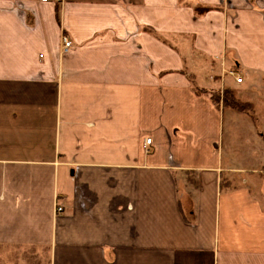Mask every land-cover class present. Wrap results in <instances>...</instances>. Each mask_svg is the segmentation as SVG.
Wrapping results in <instances>:
<instances>
[{
  "label": "crops",
  "instance_id": "crops-1",
  "mask_svg": "<svg viewBox=\"0 0 264 264\" xmlns=\"http://www.w3.org/2000/svg\"><path fill=\"white\" fill-rule=\"evenodd\" d=\"M255 90L264 0H0V264H264Z\"/></svg>",
  "mask_w": 264,
  "mask_h": 264
},
{
  "label": "rangeland",
  "instance_id": "rangeland-1",
  "mask_svg": "<svg viewBox=\"0 0 264 264\" xmlns=\"http://www.w3.org/2000/svg\"><path fill=\"white\" fill-rule=\"evenodd\" d=\"M240 75V74H238ZM237 76V74H236ZM214 93V92H212ZM217 92H215L216 94ZM224 91L221 93H218L220 95V99L222 101L223 96H224ZM264 94V92H260L259 90H255L251 93H244L242 96L243 101H249V102H254L253 104H255L254 106V112H255V117L254 119L251 118V116H249L246 113L245 116L247 117L245 119V121L243 122V124L240 125H235L234 128V138H233V146L235 148H237V158L238 161L244 165L250 163V162H258V161H263L264 162V152L262 151V148L264 146V141L260 140V137L256 138L253 137V133L254 131H256L257 133L263 132L264 131V96L262 95ZM216 97L218 95H215ZM238 98V97H237ZM230 99V97L228 96L226 100ZM240 99V98H239ZM247 99V100H245ZM233 101V99L231 100ZM242 114V113H239ZM242 114V115H243ZM253 123V125L249 124L248 122ZM227 136V135H226ZM264 136V135H263ZM227 139L228 136H227ZM228 142V141H227ZM259 143V154L260 156L258 157V159L253 160V159H249L250 158V150L252 149V146H256ZM31 256V264H48V258H45V254L41 255V256H32V252L30 254ZM51 264V263H50Z\"/></svg>",
  "mask_w": 264,
  "mask_h": 264
},
{
  "label": "trees",
  "instance_id": "trees-1",
  "mask_svg": "<svg viewBox=\"0 0 264 264\" xmlns=\"http://www.w3.org/2000/svg\"><path fill=\"white\" fill-rule=\"evenodd\" d=\"M210 9H212V7H198L196 9V13L199 15H203ZM210 95L214 101L221 102L220 95L218 93L215 94L211 92ZM215 95H218V96L216 97ZM228 96L230 97V99L226 100ZM232 99L233 101H231ZM222 104L223 106L232 107L233 109L241 113H246L249 116H251L252 119H254L255 117L254 104L252 102L243 101L242 99L237 98L236 96H234L233 94H230L229 92L224 93Z\"/></svg>",
  "mask_w": 264,
  "mask_h": 264
},
{
  "label": "built area",
  "instance_id": "built-area-1",
  "mask_svg": "<svg viewBox=\"0 0 264 264\" xmlns=\"http://www.w3.org/2000/svg\"><path fill=\"white\" fill-rule=\"evenodd\" d=\"M41 1L42 2H53V1L54 2H61L62 0H41ZM62 41H63V51L64 52L69 51L73 47V42H72L70 36H68V35L63 36ZM230 73L235 76L237 83H243L244 79L241 75H238V73L235 72L234 70H232ZM236 74H237V76H236ZM151 143H152L151 137L145 139V143H144L145 151L148 152V150H149L148 147ZM62 211H63V207L61 205L57 204L56 212L59 213Z\"/></svg>",
  "mask_w": 264,
  "mask_h": 264
}]
</instances>
